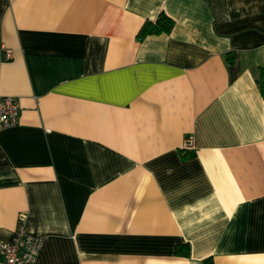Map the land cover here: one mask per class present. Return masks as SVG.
Masks as SVG:
<instances>
[{"label": "crops", "instance_id": "obj_1", "mask_svg": "<svg viewBox=\"0 0 264 264\" xmlns=\"http://www.w3.org/2000/svg\"><path fill=\"white\" fill-rule=\"evenodd\" d=\"M160 12L171 31L137 38ZM261 82L264 0H0V240L41 237L36 264H264Z\"/></svg>", "mask_w": 264, "mask_h": 264}, {"label": "built area", "instance_id": "obj_2", "mask_svg": "<svg viewBox=\"0 0 264 264\" xmlns=\"http://www.w3.org/2000/svg\"><path fill=\"white\" fill-rule=\"evenodd\" d=\"M12 51L4 47L2 56L11 58ZM19 116V103L12 95H0V128L16 124ZM190 140L185 147H189ZM43 239L26 233H20L12 240H0V255L3 260L0 264H36L42 248Z\"/></svg>", "mask_w": 264, "mask_h": 264}, {"label": "trees", "instance_id": "obj_3", "mask_svg": "<svg viewBox=\"0 0 264 264\" xmlns=\"http://www.w3.org/2000/svg\"><path fill=\"white\" fill-rule=\"evenodd\" d=\"M174 21L171 17H169L166 13L160 12L157 18L154 21L145 20L141 25L137 38L140 40L144 39L147 35L151 34H160V33H169L173 28ZM233 56L230 53H227L226 59L229 60ZM261 92L264 93V82L260 83ZM190 252L189 245L181 244L177 247L176 253L183 256H188Z\"/></svg>", "mask_w": 264, "mask_h": 264}]
</instances>
